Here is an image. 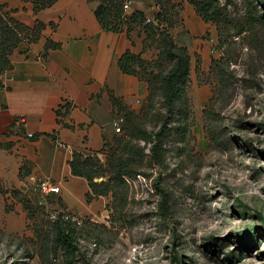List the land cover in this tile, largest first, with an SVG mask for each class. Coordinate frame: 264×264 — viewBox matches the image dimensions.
<instances>
[{
    "label": "rangeland",
    "instance_id": "obj_1",
    "mask_svg": "<svg viewBox=\"0 0 264 264\" xmlns=\"http://www.w3.org/2000/svg\"><path fill=\"white\" fill-rule=\"evenodd\" d=\"M171 1L149 0L146 15L167 13L176 21L174 40L191 54L186 116L169 120L154 157L153 143L136 127L157 132L169 117L161 85L126 107L131 119L117 114L124 117L121 132L101 151L107 171L95 177L109 179V190L87 198L84 213L69 209L79 222L49 218L55 208L66 209L57 194L41 205L35 188H20L22 195L13 196L28 199L24 207L5 197L0 264H264V23L246 24L222 45L216 23L195 34L182 14L191 3ZM219 2L234 21L264 14V0ZM149 44L152 60L159 47ZM115 158L127 159L132 174L113 177ZM57 226L73 230L75 256L58 243Z\"/></svg>",
    "mask_w": 264,
    "mask_h": 264
},
{
    "label": "crops",
    "instance_id": "obj_2",
    "mask_svg": "<svg viewBox=\"0 0 264 264\" xmlns=\"http://www.w3.org/2000/svg\"><path fill=\"white\" fill-rule=\"evenodd\" d=\"M148 3L135 0L133 7L146 13ZM0 5L30 27L45 25L37 41L16 47L0 88V207L5 197L24 207L25 199L13 195L46 178L61 186L55 195L60 204L84 213L92 189L87 178L73 174L70 161L74 152L99 156L114 136L120 107L145 99L147 82L124 72L119 59L127 51L148 59L146 35L139 27L106 30L97 17L99 0H56L38 11L28 0ZM189 5L184 23L200 34L208 22ZM22 116L25 124L18 122Z\"/></svg>",
    "mask_w": 264,
    "mask_h": 264
},
{
    "label": "trees",
    "instance_id": "obj_3",
    "mask_svg": "<svg viewBox=\"0 0 264 264\" xmlns=\"http://www.w3.org/2000/svg\"><path fill=\"white\" fill-rule=\"evenodd\" d=\"M28 1H32L38 11L51 6L56 0ZM99 1L101 6L97 10V17L106 30L113 32L126 30L130 32L135 27L140 28L141 25V29L146 35V46H149V43L158 44L159 53L155 59H145L141 54H136L132 51H127L119 59L120 68L126 73L139 75L143 78L147 82L150 92L153 91L156 84L161 85L164 104L167 107L169 117L166 118L162 128L157 132L150 133L145 129L136 127V132L141 138L153 143L151 152L156 157L161 150V141L168 130H170L168 126L169 120L173 121L175 115L186 116L188 112L190 104L191 54L187 46L180 45L174 40L171 29L175 27L176 21L170 19L164 11L159 9L154 13V18L148 20L149 17L142 10H137L134 14L127 16L123 9L122 0ZM188 1L205 21L216 23L222 45L229 44V39L243 33L246 30V24L248 27L253 28L256 23H264V14L256 16L254 13L250 15L246 22L234 21L232 14L227 12L219 0ZM44 27L45 25L41 22H37L33 27L28 26L13 17L11 11L7 10L5 5H0V88L4 87V75L12 68L11 55L16 47L22 42L37 41ZM213 63L216 64L215 61ZM115 103L118 104L116 99ZM122 112L126 113H124L125 119L126 116L128 119L134 116V114L126 110V107H120L119 114ZM108 162L110 163L109 159ZM111 163V174L113 177L124 178L132 174L133 168L127 159L115 158ZM70 165L74 175L85 177L90 182V187L93 191L88 193L89 199L93 195L107 194L110 180L95 181L97 175L107 171L102 169V164L97 154L84 155L81 152H74ZM29 202L28 199H25L26 204ZM57 228V240L64 249L66 256H75L76 243L73 230H68L63 226H57Z\"/></svg>",
    "mask_w": 264,
    "mask_h": 264
},
{
    "label": "built area",
    "instance_id": "obj_4",
    "mask_svg": "<svg viewBox=\"0 0 264 264\" xmlns=\"http://www.w3.org/2000/svg\"><path fill=\"white\" fill-rule=\"evenodd\" d=\"M123 2V9L124 11L127 13L134 5L135 0H122ZM148 20H151V18H149ZM124 121V117L123 116H117L114 120V128H115V132L119 133L121 132V125ZM19 123H23L25 124L26 119L24 116L20 117L18 119ZM29 136H33L32 133L29 134ZM36 191L38 192V195L41 197V199L39 198L38 203H40L41 205H45L46 202H44L45 198L54 195V194H59L61 192V186L58 183L53 182L50 179H46V178H42L39 179L36 183L35 186ZM49 218L55 222L58 219H63V220H72V221H76L79 222V218L75 215V213L70 212L68 208L64 209V208H60L57 207L54 210H52L49 213Z\"/></svg>",
    "mask_w": 264,
    "mask_h": 264
},
{
    "label": "water",
    "instance_id": "obj_5",
    "mask_svg": "<svg viewBox=\"0 0 264 264\" xmlns=\"http://www.w3.org/2000/svg\"><path fill=\"white\" fill-rule=\"evenodd\" d=\"M101 180H103V178H95L96 182L101 181Z\"/></svg>",
    "mask_w": 264,
    "mask_h": 264
}]
</instances>
